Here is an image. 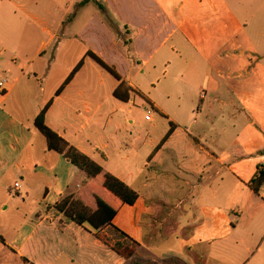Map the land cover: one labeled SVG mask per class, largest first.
Returning a JSON list of instances; mask_svg holds the SVG:
<instances>
[{
  "label": "crops",
  "instance_id": "obj_1",
  "mask_svg": "<svg viewBox=\"0 0 264 264\" xmlns=\"http://www.w3.org/2000/svg\"><path fill=\"white\" fill-rule=\"evenodd\" d=\"M82 1L0 0V264H264V186L251 187L264 171V0ZM28 41L33 69L18 56ZM89 53L121 82L100 81ZM136 104L152 109L148 127ZM47 106L48 128L136 192L134 205L48 149L34 124ZM73 193L117 210L131 259L108 230L63 223L55 205Z\"/></svg>",
  "mask_w": 264,
  "mask_h": 264
},
{
  "label": "trees",
  "instance_id": "obj_2",
  "mask_svg": "<svg viewBox=\"0 0 264 264\" xmlns=\"http://www.w3.org/2000/svg\"><path fill=\"white\" fill-rule=\"evenodd\" d=\"M90 2H94L102 11H104L103 5L97 0H83L78 5V8H81ZM88 55L117 81L121 82V77L113 68L107 66L94 54L89 53ZM82 65L83 62L78 64V66L73 70L67 79L66 84L73 79ZM124 91V83H122L114 92V96L120 101L126 103L129 101V96ZM48 109L49 106L45 107L37 116L34 123L38 131L46 138L48 149L64 155L71 164L83 171L89 179H92L98 183L100 188L106 192L110 199H113L118 204L134 205L138 198V194L136 192H134L114 176L106 173L90 158L80 153L76 148L68 144L66 141L60 138L58 134L48 128L45 123V115ZM263 186L264 171L259 170L258 176L251 182V187L256 194H259L260 189ZM96 202L98 208L96 211H92L87 200L81 194L73 193L63 197L55 205V209L64 215V224H69L71 222L76 223L77 225L92 232L98 238L101 237V234L105 230L114 233L121 241H119L117 244H111L109 238H106V243L109 244V246H111L113 250L121 257L127 260L131 259L134 255V242L113 226V220L117 215V210L98 196L96 197Z\"/></svg>",
  "mask_w": 264,
  "mask_h": 264
},
{
  "label": "rangeland",
  "instance_id": "obj_3",
  "mask_svg": "<svg viewBox=\"0 0 264 264\" xmlns=\"http://www.w3.org/2000/svg\"><path fill=\"white\" fill-rule=\"evenodd\" d=\"M5 44H7L9 47H11V48H13L15 50H17V48L20 45V43H18V42H6ZM34 44H36V43H34V41H28V42L22 43V45L19 48L21 53H19V55H18L20 57L19 60H29L30 62L32 61V64H31V67H30L31 69L34 68ZM120 50H122V49L120 48ZM80 53L81 54L79 55V57L83 58L82 57L83 52L80 51ZM75 57L76 56H63V57H61V59H62L63 63H65L67 65H70L75 60ZM86 62H87V65L90 63L89 60L86 61ZM37 65H39V62H37L35 66H37ZM87 65H86V67H87V71H88L89 70V66H87ZM98 68H99V71H100L101 75H97V78L100 81H103L106 84H111V83L115 82L113 77H111L110 74L107 73V71H105L104 69H102L99 66H98ZM62 72H63V68L61 67L58 71H56L53 74L52 81L56 82V81L60 80ZM88 73H89V71L87 72V74ZM1 76L2 75L0 73V77ZM149 111H151V114L149 113ZM152 115H153V111H152L151 108L144 107L142 104H136L135 105L133 118L136 119L137 124H141L140 128L145 127V126L148 127V124H147L146 121H151L150 116H152ZM134 128L137 130L138 126H134ZM106 237L109 238V241H111L112 244H117L119 241H121L112 232H108V235Z\"/></svg>",
  "mask_w": 264,
  "mask_h": 264
},
{
  "label": "built area",
  "instance_id": "obj_4",
  "mask_svg": "<svg viewBox=\"0 0 264 264\" xmlns=\"http://www.w3.org/2000/svg\"><path fill=\"white\" fill-rule=\"evenodd\" d=\"M6 86V80H0V90H4V87ZM149 113L151 114V111H149ZM15 189L19 190L20 189V184L17 183L15 184Z\"/></svg>",
  "mask_w": 264,
  "mask_h": 264
}]
</instances>
